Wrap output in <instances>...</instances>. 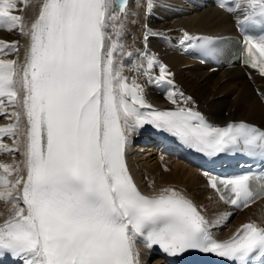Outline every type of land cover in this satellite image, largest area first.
<instances>
[{"label": "snow or ice", "instance_id": "1", "mask_svg": "<svg viewBox=\"0 0 264 264\" xmlns=\"http://www.w3.org/2000/svg\"><path fill=\"white\" fill-rule=\"evenodd\" d=\"M28 4L0 0V28L18 30L31 41L21 66L18 59L3 58L6 50L18 53V42L0 40V114L14 118L0 127V150L24 158L0 163V201L13 209L0 223V257L16 264H140L138 240L172 256L198 250L235 264L264 254V228L248 223L219 242L192 202L175 190L142 195L125 162L130 134L146 124L209 154H264V131L245 123L216 128L191 107L142 112L150 108L144 89L135 79L129 82L117 58L123 55L128 0H44L30 26L14 14ZM242 4L219 7L242 11V28L264 29V0ZM183 39L194 37L185 32ZM244 46L245 63L264 75V37H248ZM156 63L148 57L147 68ZM160 73L157 82L165 80V66ZM3 98L22 108L23 131L21 112L7 113ZM169 99L177 104L176 93ZM190 100L185 97V105ZM5 136L16 146L4 145ZM210 184L233 205L248 207L264 198V177L214 178Z\"/></svg>", "mask_w": 264, "mask_h": 264}, {"label": "bare ground", "instance_id": "2", "mask_svg": "<svg viewBox=\"0 0 264 264\" xmlns=\"http://www.w3.org/2000/svg\"><path fill=\"white\" fill-rule=\"evenodd\" d=\"M40 1L42 0H29L22 12L14 14H21L24 23L30 25ZM135 5L132 8V0H128L126 16H122L125 28L120 42L124 49L123 55L117 54V58L123 63L122 72L129 82L135 79L143 87V95L148 104L172 110H176L178 106L191 107L214 127L245 123L255 128H264V76L252 75V84L239 67L216 66L214 69V65L207 59L190 52L186 46L187 40L183 39L185 32L195 37L224 29L229 24L228 16L209 7L206 0H135ZM39 13L40 9L35 14L34 21ZM28 39L29 36L22 35L18 30L0 28V40L18 42L19 49L18 53L6 50L9 54L3 58L18 59L22 66L25 63ZM129 52L132 53L131 56L128 55ZM148 57H154L157 61L150 70L147 68ZM161 65L166 67L167 73L164 81L157 82ZM168 80L172 83L169 84ZM170 93H176L177 104L169 99ZM22 95L23 93L21 97ZM185 97L191 98L187 105L184 103ZM3 103L7 113L21 112L23 131L26 117L22 108H13L7 98H3ZM13 122L14 118L0 114V127ZM139 135L138 131L130 134L125 162L140 192L156 196L164 193L165 189L175 190L191 201L200 214L208 218L210 225H220L218 223L229 216L233 218L236 214L231 221L229 219L225 222L224 231H215L222 239L233 237L245 224L253 223L260 227V223L264 225V200L233 213L231 207L216 202L209 176L198 174L190 162L186 164V161L183 162L174 155L169 156L162 150V146L143 148L148 151L147 158L137 159L139 154L133 152V149L140 148H134L133 141L139 139ZM3 144L8 147L16 146L13 138L8 136L3 138ZM20 147L22 151V145ZM14 154L0 150V163H20L22 155ZM12 212L11 203L0 201V222L5 221ZM137 248L140 252V264H157V254L146 248L143 242L138 240Z\"/></svg>", "mask_w": 264, "mask_h": 264}, {"label": "rangeland", "instance_id": "3", "mask_svg": "<svg viewBox=\"0 0 264 264\" xmlns=\"http://www.w3.org/2000/svg\"><path fill=\"white\" fill-rule=\"evenodd\" d=\"M137 152H139V151H136L135 153H137ZM141 154V153H140ZM139 154V157L137 158V159H142L141 157H143V158H147V155H146V153L144 154H142V155H140ZM147 154H148V151H147ZM136 156V155H135ZM145 161V160H144ZM143 162V161H142Z\"/></svg>", "mask_w": 264, "mask_h": 264}]
</instances>
